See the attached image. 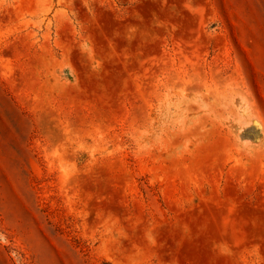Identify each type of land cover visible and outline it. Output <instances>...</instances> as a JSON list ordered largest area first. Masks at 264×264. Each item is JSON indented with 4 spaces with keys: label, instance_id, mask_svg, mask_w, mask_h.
Segmentation results:
<instances>
[{
    "label": "rangeland",
    "instance_id": "374dc122",
    "mask_svg": "<svg viewBox=\"0 0 264 264\" xmlns=\"http://www.w3.org/2000/svg\"><path fill=\"white\" fill-rule=\"evenodd\" d=\"M0 264H264V0H0Z\"/></svg>",
    "mask_w": 264,
    "mask_h": 264
}]
</instances>
